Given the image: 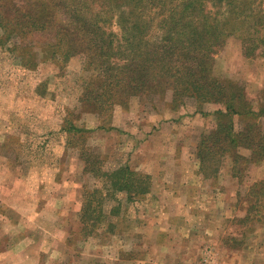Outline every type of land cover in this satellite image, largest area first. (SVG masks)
<instances>
[{
  "label": "rangeland",
  "instance_id": "1",
  "mask_svg": "<svg viewBox=\"0 0 264 264\" xmlns=\"http://www.w3.org/2000/svg\"><path fill=\"white\" fill-rule=\"evenodd\" d=\"M168 8L145 12L153 26L144 40H129V46L108 40L111 58L102 73L109 82L100 91L114 90L121 104L85 92L99 90L91 83L96 72L84 70V52L62 61L45 49L48 34L20 40L13 27L9 36L0 28V201L18 216L3 228L6 234L30 233L33 243L54 246L48 254L54 257L68 243L71 264H130L147 254L143 232L161 222L169 243L194 248L190 261L182 254L185 261L264 264V40H252L254 56L247 57L240 36H232L214 56L212 74L241 90V116L217 118L221 104L174 96L162 85L121 97L133 90L115 82L119 68L138 54L144 60L163 42L157 25ZM178 41L184 49L185 40ZM117 45L126 50L116 52ZM163 56L158 51L147 60ZM228 124L243 137L221 155L207 137ZM258 134V150L245 147ZM125 168L144 180L148 193L133 198L103 176ZM46 201L47 215H37L32 206Z\"/></svg>",
  "mask_w": 264,
  "mask_h": 264
},
{
  "label": "trees",
  "instance_id": "2",
  "mask_svg": "<svg viewBox=\"0 0 264 264\" xmlns=\"http://www.w3.org/2000/svg\"><path fill=\"white\" fill-rule=\"evenodd\" d=\"M210 1L0 0V28L9 36L11 34L7 32L13 27L14 35L20 40L26 39L28 34V40L48 34L55 43L49 42L45 49L62 61L84 52L87 55L84 70L96 72L91 83L100 91L109 82L102 73L106 64L104 61L111 58L108 46L111 41L108 40H124L128 46L129 40H144L145 32H151L153 26L152 20L146 19L145 12L148 9H162L166 5L169 7L168 15L157 25L162 32L157 40L163 42L159 46L154 44V52L160 51L164 56L148 61L154 52H148L144 60L138 54L133 63L124 69L120 67L121 72L117 73L120 79L115 77V82H123V86L133 90V94L121 97H137L139 93L144 94L151 84L154 90L162 85L164 89H170L174 96L186 93L188 98L221 104L224 111L216 110L217 118L241 116L242 112L237 110L242 101L241 90L233 82L220 80L212 74L214 56L223 43L221 40L232 36H240L246 45L243 48L245 56H254L256 46L252 40H264V0H214L216 4L208 8L206 2ZM114 25L118 32L112 31ZM178 40H185L187 47L184 44V49H178L181 47ZM165 41L166 44H163ZM121 50H126V47L117 45L116 52ZM159 68L162 74H156ZM129 73L132 80H123ZM156 78L158 80L154 82ZM96 81L98 84L94 85ZM106 88L99 92L88 87L85 92L97 96L95 99L100 96L121 104L113 98L114 90L110 92ZM92 103L96 105L94 100ZM242 137V134L233 135L231 124H228L218 128L207 139L215 153L224 155L234 150H226L225 146L240 144ZM259 139H262L261 134L254 141L245 138L248 144L245 147L257 151L255 145ZM103 176L111 179L117 191H125L133 198L148 193L144 180L135 178L128 168L113 176Z\"/></svg>",
  "mask_w": 264,
  "mask_h": 264
},
{
  "label": "crops",
  "instance_id": "3",
  "mask_svg": "<svg viewBox=\"0 0 264 264\" xmlns=\"http://www.w3.org/2000/svg\"><path fill=\"white\" fill-rule=\"evenodd\" d=\"M50 203L46 201L41 205L37 203L32 207L34 210H37V215H47L50 209ZM0 205H5L0 206L4 209L0 208V264H71V257L68 255V252L71 251L72 247H70L71 245L68 243L65 244L63 242L62 246L56 250L58 255L54 257L48 255L54 252V246L48 249L47 246L46 248L40 246L38 242L33 243L30 238V233L24 235L22 230H14L6 234L3 228L7 225L13 226L10 220L16 222L18 216H11L10 212H8L9 207L6 206L5 200L0 201ZM158 225L160 226L154 227V225H150L148 229L143 232L148 238V242L144 244L147 253L146 256L130 264H194V259L192 262H189L191 257L194 256V248H190V244L169 243L170 240L166 238L167 235L166 232H164L165 230L162 229L161 222ZM8 239L9 241L5 243ZM77 249H80V247ZM259 249L261 252L264 251V245H260ZM254 250L258 249L256 248ZM150 253L154 255L152 256ZM168 253H174V256L171 257ZM156 254L159 256L157 257ZM182 254L186 255L189 261H185V258L182 259ZM151 256L153 259H151ZM79 264L81 263L79 262ZM86 264H88V262ZM96 264L98 263L96 262Z\"/></svg>",
  "mask_w": 264,
  "mask_h": 264
},
{
  "label": "built area",
  "instance_id": "4",
  "mask_svg": "<svg viewBox=\"0 0 264 264\" xmlns=\"http://www.w3.org/2000/svg\"><path fill=\"white\" fill-rule=\"evenodd\" d=\"M206 262V261H205Z\"/></svg>",
  "mask_w": 264,
  "mask_h": 264
}]
</instances>
